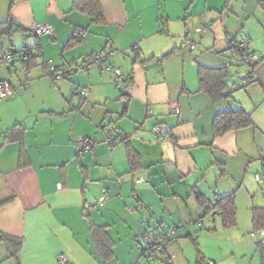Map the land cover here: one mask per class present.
<instances>
[{
    "label": "crops",
    "instance_id": "crops-1",
    "mask_svg": "<svg viewBox=\"0 0 264 264\" xmlns=\"http://www.w3.org/2000/svg\"><path fill=\"white\" fill-rule=\"evenodd\" d=\"M130 1L100 0L105 23L98 25L74 0H0V22L20 27L9 47L0 44L14 57L0 68V82L18 91L0 100V235L22 242L12 256L0 239V264H57L61 255L72 264H133L144 233L172 227L178 234L164 244L173 264H264V244L251 237L253 210L264 208V182L256 180L264 173V0H256L241 35L232 26L234 0ZM40 24L53 26L54 36H32ZM207 26L191 50L188 44L199 41L195 29ZM76 33L81 41L69 45ZM17 35L20 50L35 47L27 62L12 45ZM242 40L258 58L248 87L239 76L246 66L228 50ZM103 51L115 52L105 63L121 77L91 65L56 84L41 62L64 69ZM226 64L228 95L214 103L200 90L198 68ZM76 87L89 97L80 98ZM238 110L251 114L253 126L217 136L215 117ZM157 123L171 128L170 138H154ZM108 125L118 139L112 147L103 133ZM84 137L97 144L77 155L74 145ZM103 190L105 202L88 211ZM214 194L234 197L235 226L224 227L220 218L195 225ZM210 237L212 245L232 246V257L203 251Z\"/></svg>",
    "mask_w": 264,
    "mask_h": 264
},
{
    "label": "built area",
    "instance_id": "built-area-1",
    "mask_svg": "<svg viewBox=\"0 0 264 264\" xmlns=\"http://www.w3.org/2000/svg\"><path fill=\"white\" fill-rule=\"evenodd\" d=\"M159 25L161 27V32L165 33L167 31L166 23L164 20L159 21ZM211 30V26L202 27L196 29V33L203 35L205 33H208ZM31 35L35 38H40L42 36H54V28L53 26L49 24H40L36 25ZM249 42L247 40H242L240 42H237V46L239 49L243 50L241 58L238 60L241 65L246 66V70L240 73V85L242 87H248L255 83V75L254 71L255 68L252 67L257 61L258 58L255 54L251 53L248 49ZM195 46L191 45L190 49L193 50ZM136 50V53L138 56H140V52L137 50V48H134ZM32 47L28 44H25L24 47L18 52V58L22 62H27L30 59V56L32 54ZM115 54L114 51H111L109 53H101L100 55H97L92 60L83 63V64H72L64 69H60V67H56L52 61H45L44 59L41 60L42 64L47 67L49 71V76L53 79V81L57 84L59 81L67 79L71 75L84 72L88 70L91 65H98L101 71L106 72H113L116 76L121 77L120 71L112 66L111 64L105 63V61L108 59L110 55ZM14 63V57L13 55L3 52L0 49V68H3L5 66H8L9 64ZM230 65L226 64V68H229ZM17 90L13 89L9 82L7 81H1L0 82V100H4L7 98L14 97L17 94ZM75 93L82 99H87L89 97V92L86 89H80L79 87L75 88ZM170 110L172 114L180 115V107L178 103H171ZM104 136L105 141L112 147L115 145V143L118 142V139H116V136H114L113 133V126L108 125L104 129ZM172 133V130L170 127H168L166 124L163 123H157L152 128V135L154 138L158 141H162L165 139L170 138ZM96 142L92 140L89 137L80 138L77 143L74 145V150L77 155H81L83 153H92L94 151V148L96 146ZM110 172V171H108ZM256 180L258 183L264 182V173L261 175H258L256 177ZM144 179H137V183H142ZM103 195L102 197L88 205L87 210L92 211L95 209H98L100 205H102L105 202L107 191H102ZM219 196L217 194H214L213 199L210 200V202L207 205V213L205 216V220L212 222L215 218H221V212L215 207L218 203ZM133 210H130L132 212ZM203 223V220L197 219L195 221V225L197 227H200ZM179 229L177 227H172L166 231H162L159 234L153 233L148 234L144 233L141 237V241H139V244L137 245V250L141 257H144L146 261L150 262L152 260L156 259H162L164 264H173V257L166 253L165 248L166 245L164 244L165 241L172 240L176 237L178 234ZM252 239L256 244H262L264 243V229L253 232L251 234ZM57 264H72L69 258L66 255H61L57 258ZM136 264H142V262H137ZM203 264H216L213 261L209 259H204Z\"/></svg>",
    "mask_w": 264,
    "mask_h": 264
},
{
    "label": "trees",
    "instance_id": "trees-1",
    "mask_svg": "<svg viewBox=\"0 0 264 264\" xmlns=\"http://www.w3.org/2000/svg\"><path fill=\"white\" fill-rule=\"evenodd\" d=\"M73 7L86 12L92 18L94 23L98 25H103L105 23V16L100 5V0H74ZM262 7L264 8V3L262 4ZM19 31L20 27L14 21L9 20L8 22H0V42L4 38H11L12 35L18 33ZM81 38V33H76L68 44H77L81 41ZM34 48L35 47H33V49ZM228 50L231 51L233 58L236 60H239L243 53V50L238 48L237 42ZM257 64L258 63L256 62L254 65H252V67L256 68ZM229 77V70L225 67L209 68L200 65L198 68L200 90L206 93L214 103L219 102L228 95L227 81ZM251 126H253L251 114L243 110L221 113L218 114L214 119V129L217 136H222L230 131L245 129ZM15 128L16 127L10 129L7 132L6 141H8V139L9 141L11 140L10 133ZM209 202L210 200L208 203ZM215 207L221 212L220 219L224 227L231 228L236 225L237 208L233 196L224 197L222 199L219 198ZM207 211L208 209L206 207V213ZM205 216L199 219L203 220L205 219ZM253 223L255 226L254 232L264 229V208H256L253 210ZM0 239L8 245L10 254L12 256H17L22 246V242L10 237H6L5 235H0Z\"/></svg>",
    "mask_w": 264,
    "mask_h": 264
},
{
    "label": "rangeland",
    "instance_id": "rangeland-1",
    "mask_svg": "<svg viewBox=\"0 0 264 264\" xmlns=\"http://www.w3.org/2000/svg\"><path fill=\"white\" fill-rule=\"evenodd\" d=\"M167 1H170V0H166V2ZM187 1L188 0H183V3L184 2H186V5H187ZM254 1H255V3H254ZM130 2H132L133 3V1L131 0ZM160 2H165V1H163V0H160ZM140 3H142V1L140 0L139 2H138V4H140ZM188 5H189V3H188ZM137 6H139V5H137ZM201 6H203V4H202V1H201ZM235 6V12H236V14H237V21L235 22V23H233L232 24V26H234V29H235V31H236V34H238V35H241V28H242V26H244L245 24H247L248 23V20H249V17H253L255 14H256V11H257V9H256V0H234V2H233V7ZM234 10V9H233ZM232 12H234V11H232ZM234 17V16H233ZM253 19V18H252ZM254 21H255V19H253ZM183 22V21H182ZM198 28H202V27H198ZM198 28H196V29H198ZM196 29H195V31H196ZM194 31V32H195ZM202 36L200 35V34H196L195 35V39H200ZM201 40V39H200ZM200 40L199 41H197V40H195V43H189L188 44V47L189 46H191V45H193V46H195V47H197V45L199 44V42H200ZM29 42H33V39H30L29 40ZM0 44H2L3 46H7V47H9L10 46V44H11V42H10V39L9 38H4L1 42H0ZM21 44H22V40H21V37L20 36H14V38H13V40H12V45L14 46V48H16L17 49V51H19L20 50V48H21ZM191 44V45H190ZM183 46V45H182ZM187 47V48H188ZM11 48V47H10ZM45 61H49V60H45ZM51 61V60H50ZM232 72H234L235 71V69H232L231 70ZM233 77V76H232ZM207 223V222H206ZM143 234V232H141L138 236H136V237H139L140 238V236ZM123 238H125V236L123 237ZM214 239H216V238H211L210 237V239L208 240V239H205V240H203V243L204 244H206V245H200V247L202 248V250L204 251H209L210 252V254L214 257V258H216V259H218V256H220V254H221V258H230V257H232V255H231V252H227L226 253V250H229V249H231L232 248V246H229V245H212L213 243H214ZM132 240H133V238H132ZM191 247H192V245H191ZM134 250H135V252L137 251V246H135L134 247ZM192 250H194L193 249V247H192ZM138 253V251L136 252V254ZM139 254V253H138ZM137 254V255H138ZM138 260H139V262H142V264H164L163 262H162V259H156V260H152V261H150V262H148V261H146V259L144 258V257H141V258H137ZM136 259V261L133 263V264H136L137 263V260ZM239 259V258H238ZM212 260V259H211Z\"/></svg>",
    "mask_w": 264,
    "mask_h": 264
}]
</instances>
